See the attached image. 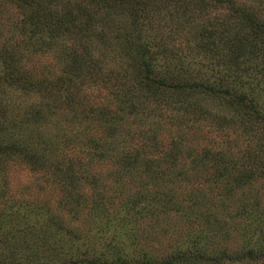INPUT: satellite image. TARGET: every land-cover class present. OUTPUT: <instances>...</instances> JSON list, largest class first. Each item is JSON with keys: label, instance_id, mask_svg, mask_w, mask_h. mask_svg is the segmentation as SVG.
I'll use <instances>...</instances> for the list:
<instances>
[{"label": "rangeland", "instance_id": "1", "mask_svg": "<svg viewBox=\"0 0 264 264\" xmlns=\"http://www.w3.org/2000/svg\"><path fill=\"white\" fill-rule=\"evenodd\" d=\"M141 1L144 3L137 7L148 12L139 20L142 35L156 53L159 75L174 82L197 78L218 81L222 86L239 73L248 83L244 87L247 91L249 86H263L258 78L264 74L259 66L264 62V38L256 34V45L251 47L252 40L246 41L251 27L245 26L234 10L238 6L253 7L264 18V0ZM80 2L93 5L92 0ZM14 20L10 2L0 0V42L10 41L4 38L11 34L2 30ZM14 39L20 46L21 63L36 78H46L54 70L67 82L69 78H83L80 88L84 91L98 87L93 80L100 76V65L117 63L118 59L111 52L104 57L98 55L101 61L95 66L78 44L75 56L70 58L67 53L73 45L67 40L56 41L66 51L56 56L44 49L36 54L28 51L38 45L36 37L24 40L18 33ZM233 40L238 58L227 53ZM245 51L249 54L242 56ZM92 55H96L94 50ZM179 57L186 60L181 71L175 70ZM240 60L250 67L239 72L228 70ZM102 91L111 96L108 90ZM254 101L264 103V99ZM223 106L214 105L213 110L230 121V113ZM58 111V106L52 108V113ZM180 112L184 121H194L192 128L196 131L198 127L199 134L195 139L184 136V142L190 145L187 151H170L171 160L163 162L167 172L162 176L163 186H152L149 177L138 174L144 164L137 155H130L135 151H127V172L119 176L105 166L109 156H86L85 163L84 157L71 154L75 151H54L48 153L43 165L34 168L22 154L3 153L0 178L10 180V186L0 189V264H68L69 260L80 264L76 256L88 259L89 255L90 262L84 264H113L117 257H125L132 264H264V148L260 146L264 145V122L253 116L240 130L234 123L209 134L211 130L197 124L199 114L186 103ZM40 120L41 116L33 114L30 122L39 124ZM125 129L122 132L127 133L133 127ZM162 132L160 129L158 145L152 147L156 151H149V156L154 154L156 159L165 154L159 151L164 143ZM47 134L55 136L50 130ZM208 148L217 153L208 155L187 176L180 174L195 158L204 159L208 152L204 149ZM69 160L73 172L65 176L62 171ZM137 164L139 167H134ZM133 173L136 183L146 180L148 189L134 186Z\"/></svg>", "mask_w": 264, "mask_h": 264}, {"label": "trees", "instance_id": "2", "mask_svg": "<svg viewBox=\"0 0 264 264\" xmlns=\"http://www.w3.org/2000/svg\"><path fill=\"white\" fill-rule=\"evenodd\" d=\"M8 1L13 7L16 20L5 25L2 30L11 34L4 38L10 41L0 42V156L5 152H17L24 156L26 162L34 163V168L39 167V163L43 165L48 153L54 151H75L71 154L84 157L85 160H81L85 163L86 156H109L110 159L104 161L105 166H109L111 174L119 176L127 172L124 166V159L129 157L127 151H135L130 155H137L139 162L144 164L138 169V174L143 178L149 177L152 186L154 183L162 185V176L167 173L163 170V162L169 163L171 160L170 151H187L190 145L184 142V136L191 135L195 139L198 133V127L196 131L192 128V119L184 121L180 116L184 103L199 114L195 120L200 126L206 125L211 130H206L209 134H213L217 127L222 129L234 123L240 130L242 125H249V119L253 116L259 122H264V103L254 101L264 99V74L258 78L263 86H249V91L244 88L247 87V81L241 80L239 73L230 78V83L228 80L222 86L218 81L197 78L174 82L173 79L159 75L156 70V53L142 35L139 20L146 17L148 12L137 7V4L144 3L141 0H92V6L82 5L81 0ZM234 12L244 21L242 23L245 26L251 27L252 32L247 35L246 41L251 39V47H255V35L261 33L264 38V18L253 7L238 6ZM18 33L24 40L33 37L39 39L34 49H28L35 54L43 49L56 56L62 51L66 53L62 45H56L58 39H64L73 45L67 53L70 58L75 56L78 44L83 47V53L92 65L96 66L101 61L98 55L104 57L108 52L119 60L116 59L117 63L110 65H100V76L93 80L99 88L94 90L90 87L84 91L80 88L84 83L83 78L78 81L69 78L67 82L64 75L54 73V70L46 78H36L35 73L21 63L20 46L17 39H14ZM45 33L48 34L47 39ZM231 42L227 53L238 58L239 53H235L238 48L233 47L235 41ZM92 50L96 53L95 57ZM247 54L249 52L245 51L242 56ZM184 63L186 60L179 57V65L175 70L181 71ZM259 66L264 69V62ZM249 67V64L243 66L240 60L235 61L233 68L229 67L228 70L239 72ZM228 77L229 73L225 79ZM102 90H108L111 96ZM214 105H224L223 110L227 109L230 113L227 116L230 121H225V115L215 112ZM57 106L61 112L52 113V108ZM33 114L41 116L39 124L30 122ZM54 123L59 125L56 127ZM126 126L133 127L132 130L127 129L130 131L127 133L133 135L128 137L127 133L122 132ZM160 129L163 130L164 143L159 151L165 154L156 159L154 154L149 156V151H156L152 147L158 145ZM49 130L55 136H49ZM130 139L133 140L132 145H129ZM260 146L264 148V145ZM113 151L119 152L111 154ZM204 151H208L204 159L195 158V162L192 160V165L180 174L187 176L194 166L208 159V155L217 153L209 148ZM70 161L62 171L65 176L73 172ZM154 161L159 163L153 165ZM134 167H139V164ZM136 176L133 173L131 179L134 186L148 189L145 179L136 183ZM7 186H10V180L0 178V189L4 190ZM91 257L89 255L88 259H78L76 256V262L89 263ZM69 262L73 263L71 260ZM113 264H132V261L117 257ZM142 264L158 262L145 261Z\"/></svg>", "mask_w": 264, "mask_h": 264}]
</instances>
